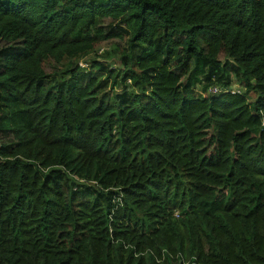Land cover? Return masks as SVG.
Returning a JSON list of instances; mask_svg holds the SVG:
<instances>
[{
	"label": "trees",
	"instance_id": "obj_1",
	"mask_svg": "<svg viewBox=\"0 0 264 264\" xmlns=\"http://www.w3.org/2000/svg\"><path fill=\"white\" fill-rule=\"evenodd\" d=\"M0 264H264V0H0Z\"/></svg>",
	"mask_w": 264,
	"mask_h": 264
},
{
	"label": "rangeland",
	"instance_id": "obj_2",
	"mask_svg": "<svg viewBox=\"0 0 264 264\" xmlns=\"http://www.w3.org/2000/svg\"><path fill=\"white\" fill-rule=\"evenodd\" d=\"M120 44L122 47H125L126 46V42L125 41H114V42H109L107 44H103V45H100L99 47L96 48V51L94 53H92L91 55L89 56H86L84 58L81 59V64L83 65V68H88L89 65L87 64L88 61L90 60H106L105 56V52L107 51H110L112 48L115 47L116 44ZM108 62H110V65L112 64V66L116 67V68H121V65L120 63H116L115 61L113 60H108ZM234 90H239V88L237 86H234L233 88ZM119 92V91H118ZM252 98H254V95L252 96Z\"/></svg>",
	"mask_w": 264,
	"mask_h": 264
},
{
	"label": "built area",
	"instance_id": "obj_3",
	"mask_svg": "<svg viewBox=\"0 0 264 264\" xmlns=\"http://www.w3.org/2000/svg\"><path fill=\"white\" fill-rule=\"evenodd\" d=\"M82 66H83V65H82ZM213 91H214V92H217V89H214Z\"/></svg>",
	"mask_w": 264,
	"mask_h": 264
}]
</instances>
